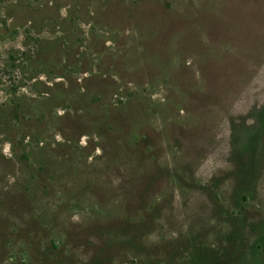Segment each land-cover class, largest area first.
<instances>
[{
	"label": "rangeland",
	"instance_id": "obj_1",
	"mask_svg": "<svg viewBox=\"0 0 264 264\" xmlns=\"http://www.w3.org/2000/svg\"><path fill=\"white\" fill-rule=\"evenodd\" d=\"M0 264H264V0H0Z\"/></svg>",
	"mask_w": 264,
	"mask_h": 264
},
{
	"label": "trees",
	"instance_id": "obj_2",
	"mask_svg": "<svg viewBox=\"0 0 264 264\" xmlns=\"http://www.w3.org/2000/svg\"><path fill=\"white\" fill-rule=\"evenodd\" d=\"M14 115H15V118L19 120L20 116H19V112H18V110H15V114H14ZM20 125L23 126V124H20ZM21 142H22V141H21ZM22 144H23V148H24V150H25V154L23 153V154H22V157L25 158V159H28L29 156H28L27 153H26V144H25L24 142H22Z\"/></svg>",
	"mask_w": 264,
	"mask_h": 264
}]
</instances>
